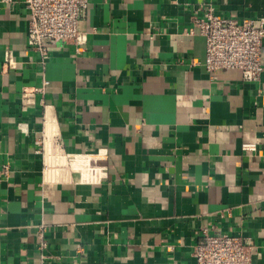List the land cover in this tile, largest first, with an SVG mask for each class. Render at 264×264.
I'll return each instance as SVG.
<instances>
[{
  "label": "crops",
  "instance_id": "1",
  "mask_svg": "<svg viewBox=\"0 0 264 264\" xmlns=\"http://www.w3.org/2000/svg\"><path fill=\"white\" fill-rule=\"evenodd\" d=\"M209 5L264 20V0H88L86 42L42 62L24 0H0V264H39L40 224L45 264H196L203 229L264 264V70L206 71ZM46 121L71 155L45 159Z\"/></svg>",
  "mask_w": 264,
  "mask_h": 264
},
{
  "label": "built area",
  "instance_id": "2",
  "mask_svg": "<svg viewBox=\"0 0 264 264\" xmlns=\"http://www.w3.org/2000/svg\"><path fill=\"white\" fill-rule=\"evenodd\" d=\"M29 11L27 27V44L36 50L42 62L47 57V46L59 41H75L78 45L86 42V35L79 29V22L84 16L88 0H24ZM194 25L198 32L205 38V56L203 65L208 72L220 69H239L247 81H257L264 70L261 61V46L264 39V20L261 18H246L236 20L226 18L216 13L213 6L209 5L201 15L194 17ZM199 61L193 60L192 64ZM2 67H14L11 51H5ZM48 84L43 80L38 88H25L20 94L22 107L33 103L36 91L42 92ZM54 144L60 147L57 133L52 136ZM45 132L40 144L45 152ZM244 149H253L252 144H244ZM61 148V147H60ZM62 150V149H61ZM63 151V150H62ZM68 156L69 154L62 153ZM100 158L99 155H97ZM96 159L94 164H96ZM46 159V158H45ZM100 176L103 177V168ZM46 169V163H45ZM7 175L9 169H2ZM46 226L38 225L40 263L45 264L46 256L42 251L47 242L44 239ZM196 264H252L251 246L241 237L229 234H209L203 229L201 238L193 246L191 253Z\"/></svg>",
  "mask_w": 264,
  "mask_h": 264
},
{
  "label": "bare ground",
  "instance_id": "3",
  "mask_svg": "<svg viewBox=\"0 0 264 264\" xmlns=\"http://www.w3.org/2000/svg\"><path fill=\"white\" fill-rule=\"evenodd\" d=\"M55 133V127L53 126L52 122L46 121V126H45V135H46V140H45V158H49L51 160L53 153H56L58 151L63 153L60 147L54 144V141L52 139V136ZM71 155V154H69ZM63 158L66 157V155H63Z\"/></svg>",
  "mask_w": 264,
  "mask_h": 264
}]
</instances>
